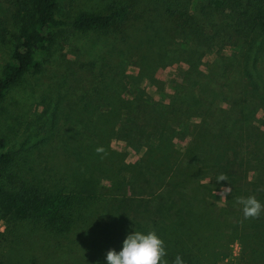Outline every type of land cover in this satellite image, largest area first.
I'll use <instances>...</instances> for the list:
<instances>
[{"label":"rangeland","instance_id":"obj_1","mask_svg":"<svg viewBox=\"0 0 264 264\" xmlns=\"http://www.w3.org/2000/svg\"><path fill=\"white\" fill-rule=\"evenodd\" d=\"M27 1L0 0V69ZM115 1L60 0L57 16ZM134 25L55 30L40 71L5 94L0 137L14 160L1 184L75 201L63 232L1 222L0 264H107V251L119 252L135 230H155L169 264L176 255L185 264H264V211L245 220L236 203L255 196L264 205L261 31L190 49V40H165L153 26L146 37Z\"/></svg>","mask_w":264,"mask_h":264},{"label":"trees","instance_id":"obj_2","mask_svg":"<svg viewBox=\"0 0 264 264\" xmlns=\"http://www.w3.org/2000/svg\"><path fill=\"white\" fill-rule=\"evenodd\" d=\"M59 1L28 0L16 10L18 28L11 36V54L0 69V103L25 74L40 71L41 58L53 44V32L60 28L108 34L135 23L134 31L145 33L146 37L153 26L165 40H190V49L199 46L200 39L211 44L254 28L264 37V0H151L150 10L145 4L138 12L131 6L133 0H121L108 4L102 11L79 12L71 19L57 16ZM197 10L203 12V19H198ZM4 145L0 137V221L6 227L28 221L56 232L68 230L74 196L41 192L25 185L7 189L1 184V180L9 181L7 171L14 160Z\"/></svg>","mask_w":264,"mask_h":264},{"label":"clouds","instance_id":"obj_3","mask_svg":"<svg viewBox=\"0 0 264 264\" xmlns=\"http://www.w3.org/2000/svg\"><path fill=\"white\" fill-rule=\"evenodd\" d=\"M98 155L103 159L107 155V151L103 146L95 149ZM219 181H227V177L221 174ZM224 196L231 194V187H223ZM236 203L242 206L243 218L259 219L261 212L264 211V205L255 197H237ZM167 251L164 241L157 235L155 230L143 234L140 231H134L127 235L123 241L122 249L117 252L114 249L108 250L106 253L107 264H169L165 259ZM172 264H185L180 255H176Z\"/></svg>","mask_w":264,"mask_h":264},{"label":"built area","instance_id":"obj_4","mask_svg":"<svg viewBox=\"0 0 264 264\" xmlns=\"http://www.w3.org/2000/svg\"><path fill=\"white\" fill-rule=\"evenodd\" d=\"M0 223H1V221H0Z\"/></svg>","mask_w":264,"mask_h":264}]
</instances>
